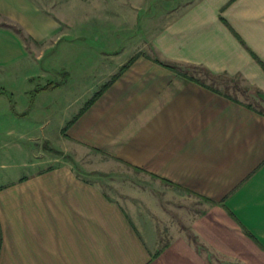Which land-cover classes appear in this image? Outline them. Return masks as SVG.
<instances>
[{
    "label": "crops",
    "instance_id": "obj_1",
    "mask_svg": "<svg viewBox=\"0 0 264 264\" xmlns=\"http://www.w3.org/2000/svg\"><path fill=\"white\" fill-rule=\"evenodd\" d=\"M41 1L0 0V25L29 39L0 26V76L70 35L101 38L107 86L64 138L131 180L115 197L105 171L52 160L0 187V264H264V112L167 67L264 96V0H100L114 8L92 14Z\"/></svg>",
    "mask_w": 264,
    "mask_h": 264
},
{
    "label": "rangeland",
    "instance_id": "obj_2",
    "mask_svg": "<svg viewBox=\"0 0 264 264\" xmlns=\"http://www.w3.org/2000/svg\"><path fill=\"white\" fill-rule=\"evenodd\" d=\"M52 1H41V5L51 12ZM107 1L103 4L100 0H90V3L60 0L59 5L67 12L77 9L92 14L94 7L102 6L105 11L114 8V4ZM172 1L176 8L183 9L196 0ZM156 5L160 9L173 6L164 0ZM91 35H70L57 46H50L41 58L0 76V187L28 176L41 162L49 161L50 165L52 160L67 163L80 172L105 171L96 174V180L115 197L121 194L120 187L131 180L126 173L128 168L64 138L67 123L104 85L99 83L104 68L95 57L102 53L100 49L104 45L101 38ZM178 69L220 93L264 112V96L240 79L211 76L195 67ZM47 86L50 88L43 89Z\"/></svg>",
    "mask_w": 264,
    "mask_h": 264
},
{
    "label": "trees",
    "instance_id": "obj_3",
    "mask_svg": "<svg viewBox=\"0 0 264 264\" xmlns=\"http://www.w3.org/2000/svg\"><path fill=\"white\" fill-rule=\"evenodd\" d=\"M0 26H3V27H9V28H12L17 34H19L20 36H21V38L23 39V41L25 42V44H27L28 42H29V39L23 34V32L20 30V29H17V28H14V27H11V26H7V25H5V24H2V25H0ZM168 68H170L171 70H174V71H176L177 73H181L180 72V70L178 69L179 67H176V66H167ZM124 69V67L122 68V70ZM206 71V70H205ZM207 73H209V72H207ZM210 74V73H209ZM183 75H185V74H183ZM211 76H215V75H212V74H210ZM50 86V85H49ZM49 86H47V88H43V89H49L50 87ZM106 86L107 85H104L103 86V88L101 89V91L100 92H98V93H96L88 102H87V104H86V107L89 105V104H91L92 102H94V100L100 95V93L106 88ZM51 88H54V87H51ZM209 89H211L213 92H216V93H218V94H222V93H220L218 90H216V89H213L212 87H210L209 86ZM222 95H224V94H222ZM224 96H227V95H224ZM228 98H230V99H233V98H231V97H229V96H227ZM234 101H236L237 102V100H235V99H233ZM248 107L249 108H252L251 106H249L248 105ZM67 127V126H66ZM66 130V129H65Z\"/></svg>",
    "mask_w": 264,
    "mask_h": 264
}]
</instances>
